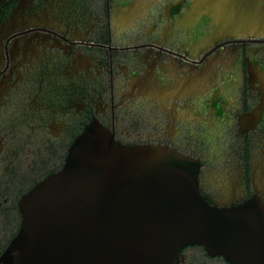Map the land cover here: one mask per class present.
Segmentation results:
<instances>
[{
	"label": "flooded vegetation",
	"instance_id": "1",
	"mask_svg": "<svg viewBox=\"0 0 264 264\" xmlns=\"http://www.w3.org/2000/svg\"><path fill=\"white\" fill-rule=\"evenodd\" d=\"M207 11L202 0H0V264L22 198L93 122L194 158L213 205L264 201V27ZM180 260L231 264L202 244Z\"/></svg>",
	"mask_w": 264,
	"mask_h": 264
},
{
	"label": "water",
	"instance_id": "2",
	"mask_svg": "<svg viewBox=\"0 0 264 264\" xmlns=\"http://www.w3.org/2000/svg\"><path fill=\"white\" fill-rule=\"evenodd\" d=\"M247 1L264 9V0ZM263 15L247 22L264 27ZM198 174L199 162L175 148L129 146L93 122L63 168L22 198V224L5 260L181 264L183 247L202 244L231 264H264V201L213 205L199 189Z\"/></svg>",
	"mask_w": 264,
	"mask_h": 264
},
{
	"label": "rangeland",
	"instance_id": "3",
	"mask_svg": "<svg viewBox=\"0 0 264 264\" xmlns=\"http://www.w3.org/2000/svg\"><path fill=\"white\" fill-rule=\"evenodd\" d=\"M237 2V3H236ZM249 3L247 0H211L207 4V8L212 14L210 17L214 18H226V19H245L249 20L251 18H259L263 15V10H258V8L249 7L247 4ZM189 23L191 27L196 24L195 21H199L201 18L199 16H195L190 14L189 16ZM204 18V17H203ZM205 20L208 18L205 16ZM191 31V30H190Z\"/></svg>",
	"mask_w": 264,
	"mask_h": 264
},
{
	"label": "crops",
	"instance_id": "4",
	"mask_svg": "<svg viewBox=\"0 0 264 264\" xmlns=\"http://www.w3.org/2000/svg\"><path fill=\"white\" fill-rule=\"evenodd\" d=\"M202 1L205 3V5L210 2V0H202Z\"/></svg>",
	"mask_w": 264,
	"mask_h": 264
}]
</instances>
